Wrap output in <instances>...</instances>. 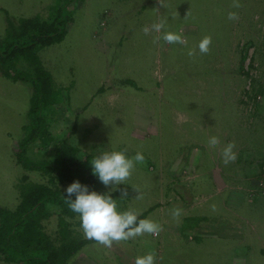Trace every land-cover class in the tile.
I'll use <instances>...</instances> for the list:
<instances>
[{
  "label": "rangeland",
  "instance_id": "1",
  "mask_svg": "<svg viewBox=\"0 0 264 264\" xmlns=\"http://www.w3.org/2000/svg\"><path fill=\"white\" fill-rule=\"evenodd\" d=\"M232 2L0 0V41L18 18L47 19L59 9L68 15L63 39L37 53L61 100L48 114L52 142L44 149L36 141L24 157L45 162L63 139L79 156L142 152L144 162L117 186L127 196L117 191L113 198L118 211L136 209L163 226L159 236L111 248L86 244L66 264H135L153 250L155 264H264V0H239V9ZM229 12L239 19L229 20ZM163 17L186 45L153 43L162 33L144 34ZM206 35L212 44L201 54ZM31 91L28 82L0 73L3 209L14 207L21 178L45 182L15 155ZM212 136L220 140L215 148L208 146ZM229 142L237 158L225 165L221 152ZM173 207L182 209L179 222ZM43 223L54 235L56 217ZM73 227L85 237L80 220Z\"/></svg>",
  "mask_w": 264,
  "mask_h": 264
},
{
  "label": "trees",
  "instance_id": "2",
  "mask_svg": "<svg viewBox=\"0 0 264 264\" xmlns=\"http://www.w3.org/2000/svg\"><path fill=\"white\" fill-rule=\"evenodd\" d=\"M60 10L47 19L18 18L12 32L5 28L9 34L0 41L1 75L13 82H28L32 89L26 113L29 123L23 126L16 160L24 169L36 171L45 179L37 182L21 178L16 184L14 207L0 208V259L7 264H66L84 245L96 241L85 238L73 227L79 216L69 209L65 189L79 181L89 191L107 192L92 174L90 162L94 157L88 153L79 156L78 147L64 139L55 145L51 158L45 162L24 157L25 150L36 141L44 149L52 142L49 127L54 117L48 114L61 100L37 53L65 36L68 15ZM116 192H111L112 197ZM52 216L58 225L54 235L45 231L43 223Z\"/></svg>",
  "mask_w": 264,
  "mask_h": 264
},
{
  "label": "clouds",
  "instance_id": "3",
  "mask_svg": "<svg viewBox=\"0 0 264 264\" xmlns=\"http://www.w3.org/2000/svg\"><path fill=\"white\" fill-rule=\"evenodd\" d=\"M232 7L239 9L242 7L239 0H233ZM227 18L235 21L239 19L237 12H229ZM167 17L161 18L158 22L150 27L145 26L143 32L148 35L150 31L162 33L156 36L153 43H158L163 39L168 44L186 45L187 40L181 33L167 31ZM212 37L204 36L198 43V49L201 54H207L210 51ZM190 57L195 55V50H189L187 53ZM220 144L216 136L208 140V146L215 148ZM235 142L227 143L221 152L225 165L234 162L237 153L234 151ZM145 157L142 152H136L132 157L126 155V150L105 151L91 160L92 174L97 176L99 181L106 187L111 185L109 192L98 193L89 191L87 185L79 181H73L65 189L66 202L69 209L77 213L80 220V227L86 238L95 240L98 244L111 248L114 242L127 241L135 239L144 234L159 236L163 231V226L151 218L140 219L139 210L129 208L128 210L118 211L117 200L111 195L113 191H119L121 198L127 196V190L117 188L118 185L125 184L130 178L136 164H142ZM139 192L138 188H135ZM75 199H72V197ZM137 198H140L137 196ZM212 211H216V206L211 205ZM182 215V209L173 207L171 209L172 218L179 222ZM156 252L149 251L142 256L135 258V264H155Z\"/></svg>",
  "mask_w": 264,
  "mask_h": 264
}]
</instances>
